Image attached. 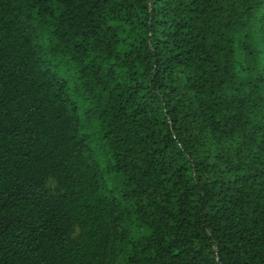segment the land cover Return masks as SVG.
<instances>
[{"label": "trees", "instance_id": "1", "mask_svg": "<svg viewBox=\"0 0 264 264\" xmlns=\"http://www.w3.org/2000/svg\"><path fill=\"white\" fill-rule=\"evenodd\" d=\"M0 264H264V0H0Z\"/></svg>", "mask_w": 264, "mask_h": 264}]
</instances>
